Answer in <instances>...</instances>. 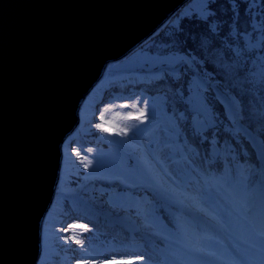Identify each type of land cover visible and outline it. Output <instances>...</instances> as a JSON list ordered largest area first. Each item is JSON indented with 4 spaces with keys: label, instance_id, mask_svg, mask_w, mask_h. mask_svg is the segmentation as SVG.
I'll return each instance as SVG.
<instances>
[{
    "label": "trees",
    "instance_id": "obj_1",
    "mask_svg": "<svg viewBox=\"0 0 264 264\" xmlns=\"http://www.w3.org/2000/svg\"><path fill=\"white\" fill-rule=\"evenodd\" d=\"M198 1L190 0L188 5L180 11L175 22L168 23L154 37L150 46L147 45L148 47L145 48L152 49L159 44L158 48L162 46L168 53L178 55L189 66V70L182 67V70L188 71L189 76L182 78L181 83H177L170 77L169 80L163 79L160 82L151 83L152 85L147 84L149 86H140L144 89L140 91L139 97H143L145 93L163 95L164 92H171L173 93L172 101L176 104L173 109L165 108L161 111L162 119L160 120H155L153 116L143 120L138 114L134 117L137 121L135 124L140 123L138 130L144 134L154 132L155 129L161 132L151 141L150 146L153 150L163 149L166 160L160 156L165 161L162 167L157 168L156 173L144 170L150 155L157 153L153 151L148 153L140 142L142 150L134 145L133 150L128 152L129 162H132L138 170L140 179H136L132 185L126 187L124 183L116 179L111 181L95 178L86 181L83 176L73 174L70 175L68 183V177H65L63 183L62 177L58 198L64 199L57 203L58 207L68 208L70 211L74 206L78 207V204H81L79 198H83L95 209L108 212L110 208H113L110 200H117V195L125 192L131 198L122 196V200L114 203L115 207L120 208L117 211L118 217H129V214H135L138 218L140 216L143 223L153 224L156 230L168 237L183 239L186 238L187 232L181 226L183 224L187 227L191 226V218L160 194L164 192L170 195L163 185L165 181L169 185L177 183L185 188L187 185H194L195 188L199 186V193L201 190L203 192L200 195V201L208 206L219 208L216 204L218 200L214 199V196L228 200L229 192L234 191L239 195L261 178L262 170L259 167L258 158L249 141L237 130V120L227 116L223 110V104L209 86L202 89L198 86L199 84L197 85L191 70L197 69L199 77L216 85L229 98L237 97L241 103L245 100L252 103V96L253 100L259 101L256 111H251L250 114L243 111L240 121L254 135L260 136L264 143V0H205L201 4ZM230 3L233 4L227 7V13L223 14L222 7ZM201 5L203 8L199 11L198 7ZM149 54L141 57L133 54L132 63L138 60V63L134 64L136 68L157 64L158 57ZM179 58H173L171 63L181 60ZM125 65L123 64V67ZM114 67L116 65H112V68ZM257 68L260 70L255 76ZM119 72H109L105 83L113 84L117 75L126 73ZM167 75L164 74V76ZM134 76L138 75H131V79L136 82ZM182 88L183 91L180 93ZM193 90L203 91L207 100L206 106L210 110L209 115L204 108L193 107L194 102L190 103L185 99V94L182 95L184 92L190 93ZM186 97L189 99L188 96ZM136 117L140 118L136 119ZM88 129L89 127L83 128V133ZM136 130L137 128L132 137L139 139L135 135L140 132L135 134ZM85 139L101 147L100 144L102 145L106 137L102 135L97 139H90L85 136ZM250 168L256 170L249 174ZM170 171L173 173L171 174ZM165 177L168 179L166 180ZM77 179L79 181H76ZM67 193H71V196L64 197L63 194ZM149 201L151 203H148ZM153 203H155L154 206ZM229 212L236 214L233 210ZM244 212L237 216L251 230V233H254L248 222L242 218ZM99 217L105 218L101 215ZM81 222V225L71 227L69 235L73 239H80L82 233L84 237L88 235L84 239L81 251L97 258L100 248L96 237L90 234L93 232L92 227L100 223L101 227H104L103 230L111 235L117 234V229L114 225L105 227L103 223L96 220L92 221V224L84 219ZM123 236L126 241L114 244L123 245L125 248L115 250L113 253L127 256L119 258L125 260L126 264H164L163 258L154 252V244L170 251L174 257H177L176 254L184 256L188 254L169 240L157 241L150 238L152 242L148 245L142 237L139 239V235H136L138 239L135 243L125 233ZM199 242L208 245L212 250L227 254L228 249L224 248L223 243L217 238L201 239ZM81 245L82 243H78L76 250ZM93 248L98 249L95 255L91 254ZM51 252L46 247L39 263L70 264L66 259L71 255L64 254L65 258L62 257L61 261H57L58 256L51 255ZM119 259H114V263ZM186 259L190 258L186 257ZM177 263L169 262V264Z\"/></svg>",
    "mask_w": 264,
    "mask_h": 264
},
{
    "label": "water",
    "instance_id": "obj_2",
    "mask_svg": "<svg viewBox=\"0 0 264 264\" xmlns=\"http://www.w3.org/2000/svg\"><path fill=\"white\" fill-rule=\"evenodd\" d=\"M189 1L0 0V264L37 263L86 96Z\"/></svg>",
    "mask_w": 264,
    "mask_h": 264
},
{
    "label": "rangeland",
    "instance_id": "obj_3",
    "mask_svg": "<svg viewBox=\"0 0 264 264\" xmlns=\"http://www.w3.org/2000/svg\"><path fill=\"white\" fill-rule=\"evenodd\" d=\"M199 1V4H201L202 1L205 0ZM188 3L185 4L181 8V10L186 7ZM232 4L233 3H230L222 7L223 14L227 13V7H230ZM202 8L203 6L201 5L198 7V10L202 11ZM179 13L169 23L175 22V19L179 16ZM155 36H153L151 39H148V41L143 43L140 47L123 58V60L111 63V67L112 65H116V67L113 68V70L116 72L124 71L132 73H129L127 75H117L116 84H107L106 87L109 89V94L103 101L92 104L87 103L81 106L79 115L80 118L83 116L82 119L84 122L82 126L79 127V133L83 135V138H77L78 135L76 133H73V135L69 136V138L63 145L64 157L60 172L61 178L63 177V183L65 182V177H68V183L69 179L71 178L70 175L77 174L83 176V179H85L86 181L95 178L111 181L116 179L124 183L126 187L132 185V183H134L136 179H140V175L133 163L129 162L128 152L133 150L134 145L140 147V150H142L140 142L145 146V149L148 153L152 151L157 153L154 155H150L147 164H145L144 166V170L149 173H156L157 168L162 167V163H164L165 161L162 160L160 156L166 160V158L164 157L165 153L163 152V149L158 148L157 150H153V148L150 146L151 141L153 139H156L161 132L155 129L154 132L144 134V132L138 130V127H140V123L136 125L135 123H137V121L134 119V117L136 114L140 116V113L143 112V116H140L143 120H146L148 116H153L155 120H160L162 119L161 111H164L165 108L173 109L176 104H174L172 101L173 93L171 92H164L163 95H160L158 93H145L143 97H139V94L141 93L140 91L144 89L140 86H145L149 83L154 84L156 82H160L163 79L169 80L170 77L175 79L177 83H181L182 78L188 75L187 70H189V66L184 60H182L183 58H179L178 55L168 53V51H166V49H163L162 46L158 48L159 44L153 46L152 49H145L146 47H148L147 45L151 44L154 41ZM147 53H150V56L154 55L155 57H158V63L149 67L136 68L134 64L138 63V60H135V62L132 63L133 54H136L137 57H141ZM173 58H179L181 60H177L171 63ZM165 60H167V62H164ZM123 64L126 65L123 67ZM253 65L254 64H252V66ZM160 66L165 68H158ZM182 67H185L187 70H182ZM156 68L162 70L150 72L141 71ZM138 69L139 71L136 72ZM259 70L260 68H257V71H255V76ZM191 73L193 74V77L195 76L194 78L197 82V85L199 84L198 86L204 89L205 87H203V85L201 86L199 83L200 81L197 79L199 77L197 69H192ZM164 74H168L170 76H164ZM131 75H138L134 76V78H136L134 80L138 81H133L131 79ZM122 80L124 81L122 82ZM207 86H209L214 92L213 86ZM182 91L183 88L181 89L180 93ZM184 94L185 99H187L190 103L194 102V104L192 105L193 107L195 106V108H204L205 112L208 115L210 114V110L206 106L207 100L203 91L193 90L190 93H182V95ZM186 96H188L189 99ZM229 100H233L238 104V106H235L237 107V110L235 109V107H233L236 115H231L227 108L224 107V105L223 110L226 111L228 115L233 116L232 118L238 117L236 119L237 121L241 120L243 111H245L247 114H250L251 111H256L258 105L260 104L259 101L253 100L252 96V103L247 100H245L244 103H241V101L237 97H231L229 98ZM224 101H226L225 104L226 107H228L229 102H227V100ZM221 103L223 104L222 101ZM237 126H239V123H237ZM85 127H89V129L83 133L82 129ZM135 128H137L135 134L140 132V134L135 135L138 136L139 139L132 137ZM238 128L240 129V127ZM102 135L105 136L106 139L102 141V145L100 144L101 147L96 146L97 143H93L91 142V140L85 141V136H88L90 139H97L100 136L102 137ZM256 140H259L261 142L259 138H257ZM170 173L172 174L173 172L170 171ZM165 179L167 180L168 178L165 177ZM76 181H79V179H77ZM257 181L255 184L247 187V189L243 192H240L239 195L241 196V200L237 202V205L235 207H233V210H235L236 214L229 212V210H232L231 205L227 206L226 202L225 204H222V197H213L214 199L218 200V204L220 203L219 206L221 207V209L216 208L215 206H208L202 201H199L200 195H202L203 192L201 190L199 193L198 189H196L194 185H187V188H185L181 187L177 183L169 185L167 181H165L163 185L170 195L164 192H160V194L165 196L166 201L172 202L176 207H179L181 210H183V213H185L187 216L191 215L193 220H195V224H197V222H200L199 224H197V229L199 228L201 229V231L202 229H204L205 231L202 232H207L208 229H219L220 231L218 233L226 238H229V234H226V232L233 233V236H236L237 234V239H239V243L241 245L238 248L242 250L248 249L252 251V253L246 254L245 252L237 251L235 247H232L233 251L237 253L236 255L240 257L239 261L236 262V264H251V261H256L260 264H264V234L256 235L254 233L253 236L250 232V229L246 227L242 223V220H240L241 218L237 216L240 210L239 205H244V207L248 211V214L247 217L245 218L244 216L243 219L248 220L251 218L253 220L251 211L257 203L255 202V190L257 193L260 187L264 185V177L260 182ZM68 195L71 196V193L63 194L64 197H67ZM236 195V192L231 191L228 194V199L232 202ZM122 196H127V194H125V192H122L117 195L116 199L122 200ZM58 197L59 195H57V198H55V201L57 203H59V201L61 202L64 199L62 198L61 200H59ZM127 197L131 198L129 194ZM117 200H110L111 206L113 208H110V210L108 211L109 216L107 213H104V210L98 211V209H95L92 206H88V208L86 207L85 211L89 217L88 221L90 222V224L93 223V220L91 218L93 215H96V213L100 214L101 217L106 214V216L110 217L111 219L119 218L116 220H118L119 223H122L128 230L133 231V233H135L136 235L144 236L143 234L160 232L156 230L157 228H155L153 224L143 223L140 216L139 219L135 214H129V217H118L117 211H119L120 208L114 206V203ZM230 201H228V203H230ZM148 203H151V201H149ZM154 205L155 203H153V206ZM216 209L218 211H216ZM192 211L206 216L211 220V222H213V224L218 225L219 227H216L214 225L204 227V225H207L208 223L198 217L195 219ZM53 214L56 218H53L52 220L48 217L47 220L43 223L44 225L41 224L42 244H44V247H48L52 251L51 255L58 256V258H56L57 261H61L62 257H64V254H66L65 256L71 255L70 257H68V259H66V261H68L70 264H111L114 263V259L127 257L124 254L113 253V251L115 250L125 248L123 245L116 246L114 244L116 242L122 243L123 241H126L125 236H123L124 233L127 235L124 228L118 226L116 228L117 234L111 235L109 232L103 230L104 227H101L100 223L95 224V226L93 227L91 226L93 232L90 234L96 237L97 241L99 242L98 246L100 248V251L98 253L99 255L96 258L95 256H89V254L83 253L85 251H81V247L84 246V239H86L88 235L84 237V234L82 233L80 239H73L69 235L71 227L81 225V221L84 218L76 216L74 212H72L71 214H65L64 218H59L56 211ZM81 214L84 215V212H82ZM51 220L55 222H52ZM258 224L262 229L264 228V219L262 217H259ZM104 226L106 227L108 225L104 224ZM181 227L183 229H188L190 226L187 227L185 224H183V226ZM241 228L244 233L238 230ZM154 229L155 232H152V230ZM189 230L190 232H193L195 229L191 227ZM261 232L263 231H260V233ZM159 234L164 236L163 233ZM98 235L100 236L98 237ZM77 241H79V243H82V245L79 246L76 250L78 244ZM132 242L135 243L137 241L135 240ZM196 243L197 242L195 241L194 244L197 245ZM197 246H199V248L201 249L208 248V245L206 244H198ZM96 252H98V249L93 248L91 254L95 255ZM252 257H255V259ZM94 261H97V263H94ZM116 263L126 264L125 260L122 259L116 260L114 264Z\"/></svg>",
    "mask_w": 264,
    "mask_h": 264
},
{
    "label": "bare ground",
    "instance_id": "obj_4",
    "mask_svg": "<svg viewBox=\"0 0 264 264\" xmlns=\"http://www.w3.org/2000/svg\"><path fill=\"white\" fill-rule=\"evenodd\" d=\"M152 75H153V73H152ZM145 76H147V75H145ZM223 100H226V99H223ZM224 102L226 103V101H224ZM227 102H229L228 107H227V110L229 111V113L231 115H236L233 107L238 106V104L235 103L234 101H229V100H227ZM235 109L237 110V107H235ZM81 118H83V116ZM251 139H252L254 145L259 150V157H260V160L262 161V165L264 167V147H263L262 143L258 142L257 140H255L253 138H251ZM255 202H257V203L255 204V206L253 208L254 217L258 218V217L262 216V218L264 219V185L262 187H260V189H259V191L257 193H256V190H255Z\"/></svg>",
    "mask_w": 264,
    "mask_h": 264
},
{
    "label": "snow or ice",
    "instance_id": "obj_5",
    "mask_svg": "<svg viewBox=\"0 0 264 264\" xmlns=\"http://www.w3.org/2000/svg\"><path fill=\"white\" fill-rule=\"evenodd\" d=\"M140 116H143V112L140 113ZM140 117H136V119H139ZM83 227V226H81ZM77 243H79V241H77Z\"/></svg>",
    "mask_w": 264,
    "mask_h": 264
}]
</instances>
